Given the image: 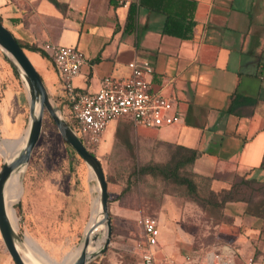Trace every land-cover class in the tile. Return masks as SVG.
I'll return each mask as SVG.
<instances>
[{"label": "crops", "instance_id": "1", "mask_svg": "<svg viewBox=\"0 0 264 264\" xmlns=\"http://www.w3.org/2000/svg\"><path fill=\"white\" fill-rule=\"evenodd\" d=\"M131 6L135 20L128 25ZM170 20L189 29L186 38L164 31ZM0 22L29 59V54L36 57L35 63L30 61L59 107L62 87L42 51L44 44L74 47L83 54L85 64L73 83L88 92H95L104 77L129 76L131 62L151 66L152 90L172 99L177 121L146 129L119 119L108 126L110 133L106 129L102 140L108 135L111 142L125 131L132 143L148 148L192 150L196 158L191 172L210 182L214 193L229 190L234 178L260 172L264 0H0ZM8 73L12 78L0 80V142H17L27 131L28 100L25 90L15 85L12 68ZM6 159L0 150V168ZM157 197L155 208L148 201L140 203L139 197V204L132 205L136 196L131 192L121 195L117 204L127 213H156V264H183L187 255L194 264H206L208 254H220L226 264H264V220L247 215L246 204H235L237 216L231 227L220 228L217 239L222 246L216 251L209 236L196 232V224L183 242L173 221L181 207L169 193ZM5 251H0V264H14Z\"/></svg>", "mask_w": 264, "mask_h": 264}, {"label": "rangeland", "instance_id": "2", "mask_svg": "<svg viewBox=\"0 0 264 264\" xmlns=\"http://www.w3.org/2000/svg\"><path fill=\"white\" fill-rule=\"evenodd\" d=\"M29 57L35 63L36 57L31 54ZM3 58L0 51V80L6 81L7 76L12 78L8 73L11 66L4 63ZM15 80V85L18 84L25 90L21 81L18 78ZM54 99L52 98L54 104L59 105ZM47 116L45 113L40 138L21 176L22 193L14 205V211L18 217L17 234L23 245L26 238L31 239L47 257L60 262L66 254L82 244L91 216L92 201L98 197V193L95 191L96 183L91 178L90 170L73 149L65 144L56 126ZM121 123L130 125L125 119ZM111 127L107 128L108 133ZM125 137L126 135L121 134L110 142L107 135L106 143L102 140L92 153L100 162L107 180L112 234L106 251L89 264H141V229L137 220L140 216L156 219L157 215L154 212L127 213L120 210L117 204L121 201L120 194L125 188L136 196L132 205H138L140 198V203L145 204L148 201L155 208L159 194L173 195L175 205L181 207L180 211L174 213L173 220L176 223L177 236L185 242L195 231L193 227L196 224V232L201 236H209L213 244L211 248L216 251L222 246L218 243L217 233L224 226L231 227L237 216L235 204L264 200L263 166L255 175L233 179L232 194L238 201L221 209L203 210L183 197L181 189L176 186L150 178H138L134 174L135 169L146 162H166L169 148L157 145L148 148L135 141L132 143L129 139L132 145L130 148L125 144ZM197 183L200 194L206 196L210 192V182L197 179ZM222 198L221 195L219 200ZM181 247L186 251L190 248L189 245ZM3 249L5 251L0 238V251ZM21 249L26 252L25 245ZM5 253L7 254L6 251ZM8 260L10 259L6 260L7 263Z\"/></svg>", "mask_w": 264, "mask_h": 264}, {"label": "built area", "instance_id": "3", "mask_svg": "<svg viewBox=\"0 0 264 264\" xmlns=\"http://www.w3.org/2000/svg\"><path fill=\"white\" fill-rule=\"evenodd\" d=\"M42 51L51 60L62 87L61 113L74 126L73 130L90 153L98 148L103 133L113 121L127 119L133 126L146 129L170 126L177 121L172 99L152 90L148 79L152 68L147 62L129 63V76L104 77L95 92H88L79 90L73 83L85 64L80 51L54 44H44ZM137 223L141 229V264H156L158 222L151 216H143ZM205 263L226 264L227 261L220 254H208ZM183 264L194 263L187 255Z\"/></svg>", "mask_w": 264, "mask_h": 264}, {"label": "water", "instance_id": "4", "mask_svg": "<svg viewBox=\"0 0 264 264\" xmlns=\"http://www.w3.org/2000/svg\"><path fill=\"white\" fill-rule=\"evenodd\" d=\"M0 51L23 84L28 100V127L24 144L15 154L6 159L0 168V238L5 250L14 264H26L20 254V250L22 251L21 248L22 246L24 248V245L8 218L5 188L13 174H23L25 172L32 151L40 138L44 115L47 113L65 144L71 147L83 160L88 169L92 171L95 178L94 181L99 188L98 199L102 218L101 222L106 227L105 238L97 250H89L91 235L93 240L98 239L100 236L99 233H94L98 222L92 224L89 230L84 232L81 251L72 263L89 264L106 251L110 244L112 234L111 219L109 216L108 186L102 166L98 159L85 148L76 132L65 120L60 108L54 104V101L27 54L11 32L1 22Z\"/></svg>", "mask_w": 264, "mask_h": 264}, {"label": "trees", "instance_id": "5", "mask_svg": "<svg viewBox=\"0 0 264 264\" xmlns=\"http://www.w3.org/2000/svg\"><path fill=\"white\" fill-rule=\"evenodd\" d=\"M135 20V8L131 6L128 14V25L133 24ZM178 30L179 32H174ZM164 31L168 34H174L176 37L186 38L185 32L189 31L188 28L180 23L168 21ZM182 32V33H180ZM22 48V47H21ZM6 62L7 60L3 58ZM8 63V62H7ZM14 77L17 79V74L12 69ZM49 119L50 117L47 116ZM52 122V121H51ZM73 129L74 126L70 124ZM121 134L126 135L125 144L132 148L129 141L128 133L125 131H120L116 134L119 136ZM170 153L169 158L163 163L149 162L142 164L140 167L136 168L134 174L138 178H150L156 181H161L163 184L174 185L181 189L183 197L196 203L203 210L207 209H221L227 203L235 202L234 195L232 194V186L229 190H224L219 193L210 192L204 196L201 195L198 189V183L196 176L191 172V166L196 158V153L192 150L184 149L181 147H169ZM264 166V159L261 167ZM205 180V179H199ZM107 181V180H106ZM207 181V180H206ZM129 192L128 188L122 190L121 195H125ZM222 195V199L219 197ZM248 202V201H247ZM245 213L249 216L264 220V200L259 202H248L246 203Z\"/></svg>", "mask_w": 264, "mask_h": 264}, {"label": "bare ground", "instance_id": "6", "mask_svg": "<svg viewBox=\"0 0 264 264\" xmlns=\"http://www.w3.org/2000/svg\"><path fill=\"white\" fill-rule=\"evenodd\" d=\"M25 138L26 136L24 135L20 140L18 139L19 141L16 140L17 142H0V150L3 156L8 159L13 154H15L23 146ZM21 174L22 173L13 174L8 180L5 188V200L8 218L15 231H17L16 228L18 226V217L15 215L14 205L16 204L22 193ZM90 175L91 178L94 180L95 178L92 171H90ZM95 191L98 193V185L95 186ZM101 220L102 218L100 214V203L98 197H96L92 201L91 216L88 224L86 225L85 232L89 230L92 224L98 222L96 224V229L94 230V233H99V235L101 234V236H99L98 239L93 240L91 235L89 244L90 251L97 250L102 245V242L105 238L106 227L101 222ZM30 240L26 238L24 242L26 252L20 250V254L26 264H72L79 255L82 248L81 244L79 247L71 250L68 254H66L60 262H56L47 257V254L45 255L43 252H41L42 250L40 251V249Z\"/></svg>", "mask_w": 264, "mask_h": 264}]
</instances>
